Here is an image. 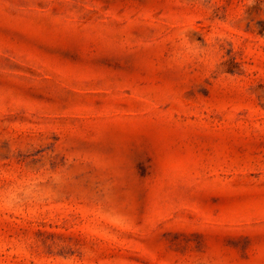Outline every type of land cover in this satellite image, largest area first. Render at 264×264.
Returning a JSON list of instances; mask_svg holds the SVG:
<instances>
[{
	"label": "rangeland",
	"instance_id": "obj_1",
	"mask_svg": "<svg viewBox=\"0 0 264 264\" xmlns=\"http://www.w3.org/2000/svg\"><path fill=\"white\" fill-rule=\"evenodd\" d=\"M0 264H264V0H0Z\"/></svg>",
	"mask_w": 264,
	"mask_h": 264
}]
</instances>
